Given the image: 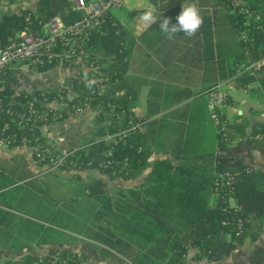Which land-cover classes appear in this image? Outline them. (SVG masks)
Segmentation results:
<instances>
[{
	"label": "trees",
	"instance_id": "16d2710c",
	"mask_svg": "<svg viewBox=\"0 0 264 264\" xmlns=\"http://www.w3.org/2000/svg\"><path fill=\"white\" fill-rule=\"evenodd\" d=\"M0 1L14 4L18 0ZM149 1L157 9V20L168 18L170 26L177 23L182 5L195 3L203 24L193 37L181 32L168 38L156 23L134 38L106 13L101 27L82 44L83 53L63 62L69 67L77 59L83 60L95 73H101H90L87 79L71 78L76 94L71 99H67L66 88L16 93L2 88L5 74L1 76L0 140L7 148L45 143L42 125L62 121L74 114L75 107L88 105L97 127L96 141L71 154L60 169L94 168L109 180L127 181L145 171L153 147L189 163L173 166L169 160H158L140 190H119L116 198L110 196L105 180L95 178L82 188L87 201L70 202L48 219L49 226L22 218L13 221L11 215L0 211V248L20 251L75 241L62 232L69 231L116 253L100 249L116 264H184L189 249L197 250L193 260L219 261L246 237L262 231L264 188L255 186L260 177L257 171L229 157L216 158L214 166L193 164L204 162L215 152H227L236 136L244 137V129L236 132V126L227 125L226 137H222L215 127L216 149L208 152L207 102L203 105L190 99L194 89L205 92L224 81H230L235 90L257 84L264 93V70L253 75L240 73L242 64L254 62L264 53V0ZM55 16L70 24L82 13L73 8L71 0H38L34 12L1 17L2 46L25 28L40 34ZM61 51L57 48L54 54ZM44 60L35 66L39 73L60 62L56 56L50 63ZM136 60L140 71L132 72ZM144 87L149 88L146 119L151 120L141 127L134 109ZM53 100L62 103L63 109L49 112L43 104ZM30 103L37 113L45 114V120L30 119L19 128L6 111L27 114ZM125 131V135L105 140ZM246 146L264 155V125L253 126ZM108 161L111 164L106 165ZM224 173H230L233 182L216 197L215 180ZM34 259L28 256L25 262Z\"/></svg>",
	"mask_w": 264,
	"mask_h": 264
},
{
	"label": "crops",
	"instance_id": "0c3cea01",
	"mask_svg": "<svg viewBox=\"0 0 264 264\" xmlns=\"http://www.w3.org/2000/svg\"><path fill=\"white\" fill-rule=\"evenodd\" d=\"M123 1L122 8L112 10L110 13L130 35L138 38L148 29L139 20L142 11V0ZM37 2L38 0H18L14 4H8L5 1H0V19L2 16L19 15L24 10L34 12ZM55 68L71 69V71L59 74L62 77L57 82H51L44 75ZM92 72L89 67H83L81 64L75 63L73 66L64 67L62 63H57L49 71L39 73L29 62H16L11 64L6 71L1 86L16 93H31L35 90L58 88L62 80L69 81L73 77L87 79ZM216 87L228 94L229 101H227V106L223 111V118L227 125L236 126V132L243 128L245 135L244 137L236 136L229 145L227 152H215L214 156L207 158L204 162L193 164L199 165L202 163L214 166L216 158L229 157L257 171L260 177L255 186L257 189H263L264 155L257 150L248 148L246 143L250 138L253 126L264 125V93L258 89L257 84L235 90L230 81H224L217 84ZM148 91V87L142 88L137 106L134 109V114L139 119L141 127L151 120L146 119ZM207 91L201 92L199 89H194L195 95L190 100L199 101L206 105ZM160 115L158 114L156 117ZM86 120L90 121L91 124L87 125ZM205 124L208 131V136L205 139L206 147L208 152L211 153L216 149V128L211 121L207 108L205 110ZM96 128L93 115L90 112H84L46 125L42 128L41 133L45 143L55 145L60 150H76L96 141L94 138ZM158 160H169L173 166L189 163L175 160L170 153H165L153 147L152 155L148 159V166L140 176L127 181L119 178L109 180L94 168L47 171L35 163L30 147L7 148L0 141V211L11 215L13 221L22 218L49 226L48 219L54 213L63 210L70 202L77 200L79 203H85L87 201V192H83L82 188L93 179L102 178L105 180L110 196L116 198L119 190H140L146 176L151 172L154 162ZM76 180L82 182L81 187L77 190L74 186ZM80 221L85 223V219ZM86 224L89 226L90 222ZM62 232L75 238V240H86L87 238L83 234H75L69 231ZM252 236L246 237L240 246L219 261L209 262L205 258L193 260L192 257L197 253V250L189 249L184 264H264V225L258 235L253 238ZM73 242L75 241L63 244L30 246L20 251L0 248V262L2 263L4 260L16 261L15 258L6 260L4 257L15 256L19 253L27 255L24 260L28 256L36 258L53 254L79 253L83 255L85 260H88V264H116L113 258L102 254L94 246L95 241L92 243L93 245L87 244L88 241H86L76 246H73ZM96 243L103 246L106 252L116 255L106 246Z\"/></svg>",
	"mask_w": 264,
	"mask_h": 264
},
{
	"label": "built area",
	"instance_id": "2783aa9c",
	"mask_svg": "<svg viewBox=\"0 0 264 264\" xmlns=\"http://www.w3.org/2000/svg\"><path fill=\"white\" fill-rule=\"evenodd\" d=\"M71 1L73 8L82 13V17L79 20L66 24L59 16H55L46 23L40 34H34L30 29L25 28L21 32L16 33L14 40L8 44L2 46L0 41V78L6 73L10 65L16 62H29L35 67L44 64V59H49L47 62L50 63V58L54 56L60 58L59 63H63L71 57H78L83 53L82 44L88 39L92 32H95L101 27L105 14L112 10L120 9L124 5L123 0ZM237 4L238 3H236V5ZM255 19L259 20L260 18L256 16ZM242 39H245L244 33H242ZM57 48H60L62 51L59 54H54V50ZM262 70H264V53L261 54L256 61L247 62L240 66V73L246 72L250 75ZM71 83V81L62 80L58 86V88H66L67 99H71V97L76 95L71 89ZM102 88L101 86L98 90H102ZM206 96L208 99L207 107L211 121L214 126L218 128V132L221 133V136L226 137L227 122L223 118V111L227 106L228 94L215 86L207 91ZM43 105L49 109V112L52 110H59L60 108L63 109L62 103H58L56 100L45 102ZM1 110L2 109H0V111ZM89 111L88 105L84 107H75L73 115ZM6 113L14 118L13 122L16 123L19 128H24L25 122L30 119L33 122L37 121L40 123L45 120V114L37 113L31 103L27 107V114L14 113L9 110H7ZM46 125L49 124L42 125L40 129L42 130ZM137 126L141 125L139 124ZM126 133L127 131L113 136H107L105 140H111L115 136H122ZM1 142L5 145L3 141ZM22 142L26 143L28 141L23 139ZM87 146H83L76 150H60L55 145L41 143L30 148L32 149L34 161L38 166L45 168L47 171H54L62 168L66 159L71 154L83 150ZM108 155L111 157L110 152ZM109 164H111L110 161L106 163V165ZM232 182L233 176L230 173L219 174L214 184L216 197L219 195V190L230 187ZM20 264H85V261L81 254L74 253L39 256L34 260L28 262L24 261Z\"/></svg>",
	"mask_w": 264,
	"mask_h": 264
},
{
	"label": "clouds",
	"instance_id": "9594fccd",
	"mask_svg": "<svg viewBox=\"0 0 264 264\" xmlns=\"http://www.w3.org/2000/svg\"><path fill=\"white\" fill-rule=\"evenodd\" d=\"M142 11L139 20L145 28H150L153 24L159 23V31L168 38H172L177 33H184L186 37H193L203 24L200 10L195 3L182 5L180 14L176 17V24H171L170 19L160 16L157 20V9L149 0H142Z\"/></svg>",
	"mask_w": 264,
	"mask_h": 264
},
{
	"label": "rangeland",
	"instance_id": "374dc122",
	"mask_svg": "<svg viewBox=\"0 0 264 264\" xmlns=\"http://www.w3.org/2000/svg\"><path fill=\"white\" fill-rule=\"evenodd\" d=\"M135 58H137V57H135ZM138 60V59H137ZM136 60V62H134L133 63V66H132V69H131V71L132 72H138V71H140V66H139V63H138V61ZM76 64H81V66H83V67H88L87 66V63H86V61H83V60H79V59H77V61L75 62ZM63 64V63H62ZM90 70H92L91 68H90ZM71 71V69H63V68H55V69H53L52 71H50L49 73H47V74H45L44 75V77L45 78H47V79H49L51 82H57L61 77H60V75L61 74H65L66 72H70ZM93 71V70H92ZM96 72H97V70H96ZM92 73H94V75H96V76H100L101 75V73H95V71H93ZM60 74V75H59ZM207 102H208V99H207ZM92 115H93V117H94V114L91 112V111H89ZM70 120V119H69ZM66 122V121H65ZM86 124L87 125H89V124H91V122L90 121H88V120H86ZM81 181H77L76 180V182L74 183V186L76 187V190L77 189H79L80 187H81ZM233 203V202H232ZM86 241H88V242H86ZM87 243V244H91V245H93L92 243L94 242V241H92V243H91V240H89V239H87L86 238V240L85 239H77V240H75V242H73L72 244H73V246H76L77 244H83V243ZM94 246L95 247H97L98 248V250H100V249H102V250H104L105 251V249H104V247L103 246H101V245H99V244H97L96 242L94 243ZM67 254H74V253H67ZM82 255V254H81ZM27 255L26 254H23V253H19L18 255H15V256H9V257H4V259H14L15 258V260L16 261H5L4 260V262L2 261V263H5V262H8V264H10V263H13V264H18V263H20V262H24L25 260H24V258L26 257ZM83 256V255H82ZM17 258V259H16ZM84 261H85V264H88V260H85V258H84ZM1 263V262H0ZM90 264V263H89Z\"/></svg>",
	"mask_w": 264,
	"mask_h": 264
}]
</instances>
